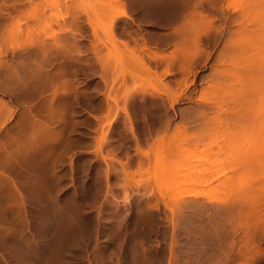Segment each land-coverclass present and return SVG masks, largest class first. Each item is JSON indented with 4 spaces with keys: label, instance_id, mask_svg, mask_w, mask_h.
I'll list each match as a JSON object with an SVG mask.
<instances>
[{
    "label": "rangeland",
    "instance_id": "rangeland-1",
    "mask_svg": "<svg viewBox=\"0 0 264 264\" xmlns=\"http://www.w3.org/2000/svg\"><path fill=\"white\" fill-rule=\"evenodd\" d=\"M234 1L0 0V264H264V0Z\"/></svg>",
    "mask_w": 264,
    "mask_h": 264
},
{
    "label": "bare ground",
    "instance_id": "bare-ground-1",
    "mask_svg": "<svg viewBox=\"0 0 264 264\" xmlns=\"http://www.w3.org/2000/svg\"><path fill=\"white\" fill-rule=\"evenodd\" d=\"M233 1H234V0H233ZM241 1H242V0H241ZM241 1H239V2H241ZM243 1H246V0H243ZM243 1H242V2H243ZM247 1H248V0H247ZM247 1H246V2H247ZM250 1H251V0H250ZM235 2H237V0L234 1V3H235ZM251 2L253 3L254 1L252 0ZM237 3H238V2H237ZM247 3H248V2H247ZM247 3L244 4V5H245L244 7L247 6ZM249 3H250V2H249ZM240 4H241V3H240ZM253 4H254V3H253ZM251 5H252V4H251ZM251 5H250V7H251ZM236 6H237V5H236ZM237 7H238V6H237ZM239 7H240V5H239ZM248 7H249V5H248ZM248 7H246V8L248 9ZM233 8H234V7H233ZM241 8H243V7H241ZM235 9H236V7H235ZM251 9H253V7H251V8L249 9V10H250V13H251V11H252V13H254V14L251 13V14H252V15H251V14L249 13V14L251 15L250 18L254 17V15H255V17H257V16H256V11H257V13H258V10H257V9H255V10H254V9L251 10ZM236 10H237V9H236ZM238 11H239V10H238ZM240 11H241V10H240ZM244 11H245V10H244ZM245 14H246V13H245ZM250 15H249V16H250ZM257 15H258V14H257ZM245 16H247V15H245ZM240 17H241V16H240ZM241 19H242V18H241ZM245 19H246V18H245ZM258 19L260 20V18H258ZM258 19L256 18V21H259ZM246 20H247V19H246ZM252 20H253V19H252ZM252 20H250V21H252ZM208 21H209V20H208ZM239 21L242 23V20H239ZM254 21H255V20H254ZM256 21H255V22H256ZM248 22H249V20H248ZM252 22H253V21H252ZM233 23H234V22H233ZM245 23H246V21H245ZM259 23H260V21H259ZM251 24H252V23H251ZM255 24H256V23H255ZM239 25H240V24H239ZM258 25H259V24H258ZM240 26H241V25H240ZM246 27H247V26H246ZM240 28H241V27H239V29H240ZM243 28L245 29V26H243ZM237 29H238V26H237ZM247 29L251 30L250 28H247ZM240 30H243V29H240ZM257 30H258V28H257ZM253 31H255V30H253ZM247 32H248V31H247ZM241 33H242V32H241ZM248 33H250V32H248ZM253 33H254V32H253ZM255 33L257 34V32H255ZM255 33H254V34H255ZM259 33H260V32H259ZM261 33H262V32H261ZM233 37H234V36H233ZM239 37L242 38V36H239ZM234 39H235V38H234ZM234 39H233V40H234ZM234 41H235V40H234ZM236 41H237V40H236ZM236 41H235V42H236ZM231 42H233V41H231ZM238 42H239V40H238ZM259 77H260V76H259ZM223 82H224V81H223ZM223 82H222V83H223ZM258 83H259V82H258ZM216 84H217V83H216ZM218 84H219V83H218ZM218 84L215 85V86H216V87H215L216 90H217V89L219 90L220 88H222V87L224 86V85H222V86H219L220 88H219V87L217 88ZM223 84H225V83H223ZM219 85H220V84H219ZM258 86H259V84H258ZM212 87H213V86H212ZM259 87H260V86H259ZM213 88H214V87H213ZM213 88H212V89H213ZM215 88H214V89H215ZM260 105H261V104H260ZM227 110H228V108H227ZM258 115H259V114H258ZM259 117H260V116H259ZM262 117H263V116H261V118H262ZM260 120H261V119H260ZM258 121H259V120H258ZM261 122H262V120L260 121V124H261ZM261 150H262V149H261ZM257 151H258V150H257ZM263 152H264V151H263ZM263 152L261 153V155L264 154ZM259 155H260V154H259ZM259 155H258V156H259ZM261 155H260V156H261ZM260 156H259V157H260ZM263 156H264V155H263ZM263 156L260 157L259 160H260L261 158H263ZM256 157H257V156H256ZM263 175H264V174H263ZM263 175H262V177H264Z\"/></svg>",
    "mask_w": 264,
    "mask_h": 264
}]
</instances>
